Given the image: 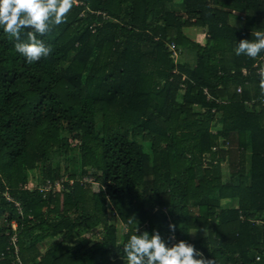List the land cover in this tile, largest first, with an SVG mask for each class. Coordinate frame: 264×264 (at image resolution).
<instances>
[{
    "label": "trees",
    "instance_id": "16d2710c",
    "mask_svg": "<svg viewBox=\"0 0 264 264\" xmlns=\"http://www.w3.org/2000/svg\"><path fill=\"white\" fill-rule=\"evenodd\" d=\"M260 27L264 0H73L31 64L0 32V264H124L169 223L211 264H264V54L234 53Z\"/></svg>",
    "mask_w": 264,
    "mask_h": 264
},
{
    "label": "clouds",
    "instance_id": "9594fccd",
    "mask_svg": "<svg viewBox=\"0 0 264 264\" xmlns=\"http://www.w3.org/2000/svg\"><path fill=\"white\" fill-rule=\"evenodd\" d=\"M72 7L73 0H0V32L12 39L14 50L26 63L37 62L51 51L40 37L64 23ZM251 37L236 42L235 55L257 58L264 54V28H256ZM259 87L264 93V68ZM167 229L166 241L158 229L137 234L136 228L123 243L120 259L124 264H211L193 244L176 240L175 225L169 223Z\"/></svg>",
    "mask_w": 264,
    "mask_h": 264
},
{
    "label": "rangeland",
    "instance_id": "374dc122",
    "mask_svg": "<svg viewBox=\"0 0 264 264\" xmlns=\"http://www.w3.org/2000/svg\"><path fill=\"white\" fill-rule=\"evenodd\" d=\"M234 24L235 25H237V24H239V23H236V22H234ZM240 25V24H239ZM238 25V26H239ZM185 33L187 34V36L190 38V39H192L193 41H195L196 43H199L201 46H203V45H207L206 44V42H207V40H208V37H207V35H206V33H205V31L204 30H202V29H198V28H195V27H188V28H186L185 29ZM171 47V46H170ZM171 49V48H170ZM183 54L185 55V56H183ZM189 56H190V54L188 53V52H186V51H184V50H181V55H180V52H179V54H178V57H176V59H177V61H179L180 63L182 62H185V61H192L191 59H193V58H189ZM221 170H222V172H223V174H224V177H225V179L228 177V165H227V163L226 162H223L222 163V166H221ZM34 175V174H33ZM36 176V179L37 180H40V174H35ZM88 181H90L89 179H88ZM33 184H30V187H34L35 186V184L37 183L36 181H35V183L34 182H32ZM42 187V186H41ZM200 187H201V189H205L206 188V183H204V182H202L201 183V185H200ZM58 190H60V189H62V185H60V187H58L57 188ZM93 190L94 191H97L98 190V185H95V186H93ZM232 205V204H231ZM111 221H112V223L113 224H115L118 228H119V231L121 232V233H124L125 232V230H127V226L125 225V224H123L121 221H120V219L117 217V216H115L114 214L111 216ZM97 233V232H96ZM92 232H89V233H87V236L88 237H91L92 236ZM208 235V232L207 231H205V232H202V231H191V238L193 239V240H197V239H199V238H201V237H205V236H207ZM100 237H101V235H100ZM99 237V238H100Z\"/></svg>",
    "mask_w": 264,
    "mask_h": 264
},
{
    "label": "built area",
    "instance_id": "2783aa9c",
    "mask_svg": "<svg viewBox=\"0 0 264 264\" xmlns=\"http://www.w3.org/2000/svg\"><path fill=\"white\" fill-rule=\"evenodd\" d=\"M233 14H236V12H233ZM242 21H244V19H245V17L244 16H241V18H240ZM177 48H176V46L175 45H171V51L173 52V54H174V58L176 59V57H178V53H177V50H176ZM245 72V71H244ZM238 92L240 93L241 92V88H239L238 89ZM205 93H207V92H205ZM11 200V199H10ZM17 206H19L18 204H17ZM13 228L16 230V225H13ZM14 241H16V238H14L13 239Z\"/></svg>",
    "mask_w": 264,
    "mask_h": 264
},
{
    "label": "crops",
    "instance_id": "0c3cea01",
    "mask_svg": "<svg viewBox=\"0 0 264 264\" xmlns=\"http://www.w3.org/2000/svg\"><path fill=\"white\" fill-rule=\"evenodd\" d=\"M242 16H243V15H242ZM234 21H235L236 23H239V24H240V25L237 24V26L239 25V27H243V21H241V20H238V21H237L236 19H235Z\"/></svg>",
    "mask_w": 264,
    "mask_h": 264
}]
</instances>
